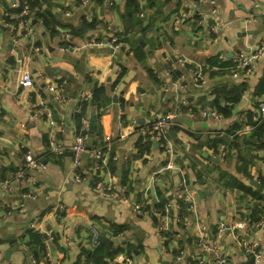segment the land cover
Here are the masks:
<instances>
[{"label":"crops","instance_id":"obj_1","mask_svg":"<svg viewBox=\"0 0 264 264\" xmlns=\"http://www.w3.org/2000/svg\"><path fill=\"white\" fill-rule=\"evenodd\" d=\"M34 1L0 0V264H75L83 248L92 249L93 223L119 238L115 248L138 246L133 264H200L214 248L241 264L250 256L240 239L259 247L257 264H264V132L252 123L264 102V57L249 75L207 68L264 44V9L255 6L264 0ZM26 3L28 26L17 17ZM199 12L209 19L200 22ZM83 20L94 25L83 29ZM62 31L70 49L62 48ZM112 35L119 48L96 43ZM190 63L203 65L197 80ZM96 87L105 88L100 105L89 102L78 124L76 111ZM170 113L174 126L164 137L145 136L151 143L140 150L142 130ZM84 122L89 138L79 172L86 180L79 181L70 147ZM51 133L67 147L64 154L50 153ZM108 143L112 164L99 168L94 151ZM29 149L47 167L28 168L23 182L5 187ZM98 179L115 184L118 195L102 196ZM180 184L185 198L177 201ZM168 201L160 231L154 211ZM118 226L127 229L116 234ZM31 229L53 232L50 241L44 236L45 250L30 244Z\"/></svg>","mask_w":264,"mask_h":264},{"label":"built area","instance_id":"obj_2","mask_svg":"<svg viewBox=\"0 0 264 264\" xmlns=\"http://www.w3.org/2000/svg\"><path fill=\"white\" fill-rule=\"evenodd\" d=\"M202 0H196L197 5L201 2ZM87 0H82V3H86ZM21 4L19 3V6ZM67 13H69L67 11ZM200 17L199 21L200 22H205L206 20L209 19L210 15L207 14L206 12H199ZM29 8L28 4L26 3L25 6L22 9V13L19 14L17 17H22L21 23L24 24L25 26H28L31 21V16L29 15ZM104 23H107L104 21ZM212 30L216 31L217 27L213 26L211 27ZM65 32L62 31V40H65L64 44L62 45L63 49H70L73 47V45L70 44V42L67 41V37ZM97 44L100 45H107L112 48H119L121 46V42L119 41V37L116 35H112L110 38H107L105 40H97ZM264 57V44H260L257 46L253 45H247L244 49H242L234 58L233 62L224 64L223 65V60L222 62H218L217 64H209L207 65V68H210L211 70H221V69H228L229 71L234 72V74H238L239 72H243L247 75L251 74L254 72L256 69L258 62L261 58ZM187 61L184 60L183 63H186ZM189 68L191 71V74L195 80L199 78V76L202 73L203 70V65L200 64H189ZM23 84L24 86H30L32 85V77L30 73H26L24 75L23 79ZM51 90H55L56 87L50 86ZM80 110V108H79ZM203 114L208 116L211 115L215 118H219L221 115L218 113L217 110L215 109H205L203 110ZM173 117L174 114H166V115H161L155 118L148 126L142 130L143 136L149 135L151 139L153 138H159V137H164L165 134L168 133L169 129L174 126L173 122ZM264 119V102L260 104L259 110L257 114L254 116V120L260 122L261 120ZM1 122V120H0ZM51 125H57L55 120L51 119ZM88 125L89 122H84L83 127H81L80 131L75 136V140L70 147V150L72 151V165H71V170L73 175H75V178L79 181L81 180H86L85 177L81 176L79 169L80 166L82 165L83 161V154L87 150V142L89 138V130H88ZM253 126L246 125V128H252ZM55 129V127H54ZM125 135L122 134V137ZM67 147L64 145L63 142L59 141L57 137L55 136L54 133L50 134V139H49V151L50 153L54 155H61L66 152ZM225 154V146L222 145L220 148ZM95 156L100 160L98 163V167H106L109 159L111 158V152H112V145L111 143L106 144L102 148H97L95 149ZM24 166L21 168H18L16 171H14L11 176L4 181V186L9 187L11 185V182L13 180H17L20 182H23L27 177L26 172L28 168H46L47 165L42 161L41 158L37 157L31 149L27 150L24 154ZM30 181L32 184L36 183V179L33 177H30ZM95 189L104 197H116L118 195L116 191V185L111 183H106L103 179H98L95 181ZM176 200L181 201L182 199L185 198V184H180L176 190ZM172 206V202L168 201L165 203L164 209L162 208H157L154 213L156 215H159L162 219V223L160 224L159 230L162 231L165 226V221L167 220L168 213L170 211V208ZM135 210L136 212L140 213L143 212L144 210L141 208L139 204L135 205ZM264 222V220H263ZM31 228H36V225L34 223H30ZM221 228L225 229V225L221 224ZM103 230L100 225L93 223L90 228V244L92 247H97L100 244L101 241V236H102ZM45 238L47 241H50L54 238V234L52 231L46 230L45 231ZM238 245L244 249V258L247 259L249 256L252 254H256L258 256V253H256V245L251 244L248 241L244 239H240L238 241ZM118 257H115L112 262H119L120 264H133V260L131 255L127 253H118L116 255ZM238 256L236 254L234 255H228L227 253H222L218 248H214V253L212 258L207 260L206 258L200 259V264H239L238 261Z\"/></svg>","mask_w":264,"mask_h":264},{"label":"trees","instance_id":"obj_3","mask_svg":"<svg viewBox=\"0 0 264 264\" xmlns=\"http://www.w3.org/2000/svg\"><path fill=\"white\" fill-rule=\"evenodd\" d=\"M30 1H32V4L35 3L34 0H30ZM151 3H152V0H151ZM92 25H94V22L89 23L86 20H83V24H82L83 29H86L88 26H92ZM215 63H218V61L216 62L213 60L212 64H215ZM104 92H105L104 87H96L90 101L87 98L83 99L82 110L79 112L76 111V114H75V118H76L78 124H80L82 117L85 116V114L87 113L89 102H91V104H93L94 106H99L100 102L103 98L102 95ZM235 99H238V98H235ZM215 101H216V104L219 107V109L224 114L228 113V107L220 105V99L218 97H216ZM252 123L254 124V128L256 129L257 134L260 135L264 132V119L261 120L260 122L253 120ZM150 143L151 142H149L148 139L145 140L144 136H140L139 140L137 141V145H138L140 150H142V148L148 147L150 145ZM111 155H112V152H111ZM99 161L100 160H98V162ZM109 163H110V165L112 164L111 158L109 159V162H108L106 167H108ZM160 205L161 206H159V208L164 209L165 203H162ZM125 229H127V226H118L117 228H113V231L116 234H118L120 231H124ZM29 235L31 238V242H30L31 245L39 247V249H41V250L46 249V246L44 243V236H45L44 233L41 234L40 232L31 229L29 231ZM114 245H115V243L112 241L110 236L108 237L107 232H105V233L103 232L102 236H101L100 244L97 247H92L91 250H87V249L83 248L82 253H81L82 255L79 256V258L75 264H80V261H81L80 257H82L83 255L85 257H89L94 264H119V263H113L112 262L115 255L118 252L126 251L129 255H132L138 249V246L134 245L132 243H127L125 245V247H126L125 249L122 247H116L115 248Z\"/></svg>","mask_w":264,"mask_h":264},{"label":"water","instance_id":"obj_4","mask_svg":"<svg viewBox=\"0 0 264 264\" xmlns=\"http://www.w3.org/2000/svg\"><path fill=\"white\" fill-rule=\"evenodd\" d=\"M255 6H256V7H261V8L264 9V3H263V2H256ZM220 13H222V12L220 11ZM224 19H225V22L228 21V18H224ZM114 98H115V97H114ZM92 121H95V116L92 117ZM95 128H96V127H95L94 125L91 126V135H93V133H94V131H95ZM71 153H72V151H71ZM108 236L111 237L110 234H108ZM112 239H114V240H116V241H119V238H118V237H112ZM258 252H259V247H258L257 250H256V253H258ZM241 264H257V255H256V254H252L247 260H245V261H244L243 263H241Z\"/></svg>","mask_w":264,"mask_h":264}]
</instances>
